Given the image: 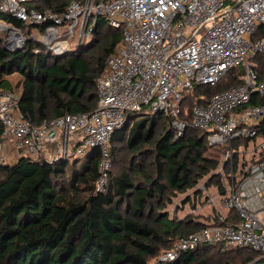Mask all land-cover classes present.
<instances>
[{
  "label": "trees",
  "instance_id": "1",
  "mask_svg": "<svg viewBox=\"0 0 264 264\" xmlns=\"http://www.w3.org/2000/svg\"><path fill=\"white\" fill-rule=\"evenodd\" d=\"M72 1L28 0L27 5L63 13ZM0 19L27 29L22 47L6 48L0 41V87L20 90L15 108L20 117L38 125L96 108V79L119 51L123 27L101 15L91 39L74 50L70 46L55 51L31 35L32 29L43 31L44 25L24 24L1 8ZM257 38H264V22L254 34ZM258 62L262 69L261 56ZM14 73L21 76L17 82L10 78ZM242 74L241 68L231 69L213 85H196L185 95L183 115L191 120L196 103L205 104L213 94L243 82ZM253 100L264 103L261 96ZM206 136L191 126L175 138L167 114L128 112L113 132V168L102 189L97 184L102 174L99 148L71 163L22 155L0 166V264H246L256 258L258 252L251 248L225 244L199 245L172 260L158 258L175 240L208 223L192 216L179 218L178 209L169 208L174 196L196 190L203 179L220 184L226 147L208 145ZM122 150L127 162L114 171ZM237 157L233 154L227 161L226 173L235 170ZM190 199H184V205Z\"/></svg>",
  "mask_w": 264,
  "mask_h": 264
},
{
  "label": "built area",
  "instance_id": "2",
  "mask_svg": "<svg viewBox=\"0 0 264 264\" xmlns=\"http://www.w3.org/2000/svg\"><path fill=\"white\" fill-rule=\"evenodd\" d=\"M27 2L0 0V8L24 24L44 25L43 31L37 29L41 36L33 37L55 51L91 39L101 15L123 27V39L96 79L98 104L92 111L33 125L15 111L20 94L0 87V166L22 155L70 161L99 148L102 174L97 184L102 189L112 165L113 132L128 112H163L171 118L175 138L197 127L207 133L208 145H222L226 151L216 191L203 186L192 193L193 204L217 208L212 221L175 240L159 260L175 259L203 244H225L257 251L246 264H264V103L253 100L264 97V38L254 39L264 22V0H73L63 13L30 8ZM0 23L5 31L11 26L2 40L22 47L27 37L21 29L2 19ZM236 68L242 69L243 82L213 94L205 104L196 103L191 120L183 115L189 90L213 85ZM233 154L238 155L237 166L226 173Z\"/></svg>",
  "mask_w": 264,
  "mask_h": 264
},
{
  "label": "rangeland",
  "instance_id": "3",
  "mask_svg": "<svg viewBox=\"0 0 264 264\" xmlns=\"http://www.w3.org/2000/svg\"><path fill=\"white\" fill-rule=\"evenodd\" d=\"M29 1H34V0H29ZM5 24H9L8 22H5ZM9 27L6 28V31H5V27L1 28V32H0V36L2 37L3 36V33H7V32H10L11 31V26L8 25ZM22 33L26 34L27 32V29H24V30H21ZM31 35L32 36H35L36 38H39L41 36V32L37 31L36 29H32L31 31ZM72 50L75 49L76 47V44H75V41L72 42ZM10 78H12V80L14 82H17L18 80H20L21 76L19 73H14L12 75H10ZM17 92L19 93L20 90L17 89ZM87 152V151H86ZM85 152V153H86ZM83 154L82 156H79V157H73L71 160H70V163L73 162V160H80V159H83L85 157L86 154ZM127 158H128V155H127V152L126 150H122L119 155H118V164L114 166V171H117L119 167H123L125 166L126 162H127ZM113 162V161H112ZM111 168H113V163L112 165L110 166V170ZM215 182L213 181H208L207 179H203L200 181V183L198 184L197 186V191H199L198 193H200L202 190H203V186H206L207 188H209L208 190L212 191V192H215ZM194 190H189L187 192H184V193H179L177 196H174L173 198V202L169 205V208L172 212H174L175 210L178 209L177 211V216L179 218H187V217H194V218H197V219H200L202 221H206V222H211L212 221V216L213 214H215L217 208L215 207H212V206H209L207 205L206 203H201V204H193V200H192V193H193ZM188 197H190V203L184 205V199H187ZM220 211L224 214H226V210L220 206ZM213 252V251H212ZM211 252V253H212ZM232 254L233 253V250H231Z\"/></svg>",
  "mask_w": 264,
  "mask_h": 264
},
{
  "label": "water",
  "instance_id": "4",
  "mask_svg": "<svg viewBox=\"0 0 264 264\" xmlns=\"http://www.w3.org/2000/svg\"><path fill=\"white\" fill-rule=\"evenodd\" d=\"M0 41L4 44L6 48H10V45L7 42H4L0 36ZM11 49V48H10Z\"/></svg>",
  "mask_w": 264,
  "mask_h": 264
},
{
  "label": "bare ground",
  "instance_id": "5",
  "mask_svg": "<svg viewBox=\"0 0 264 264\" xmlns=\"http://www.w3.org/2000/svg\"><path fill=\"white\" fill-rule=\"evenodd\" d=\"M0 28H3L2 24L0 23ZM1 31V30H0Z\"/></svg>",
  "mask_w": 264,
  "mask_h": 264
}]
</instances>
